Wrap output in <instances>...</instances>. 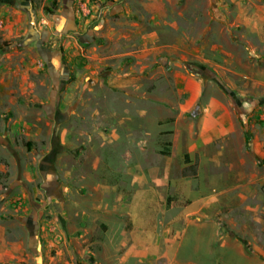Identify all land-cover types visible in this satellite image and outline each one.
I'll return each mask as SVG.
<instances>
[{
  "label": "rangeland",
  "instance_id": "rangeland-1",
  "mask_svg": "<svg viewBox=\"0 0 264 264\" xmlns=\"http://www.w3.org/2000/svg\"><path fill=\"white\" fill-rule=\"evenodd\" d=\"M176 71L196 77L203 98L224 97L244 129L260 181L212 220L254 259L245 264H264V0H0V264H95V246L78 242L74 227L77 205L99 203L93 187L124 167V146L112 150L107 139L110 103L174 101ZM114 76H131L132 87H115ZM132 120L134 133L135 111ZM160 140L168 150L169 138ZM197 174L182 171L189 181ZM84 178L91 186L78 184ZM134 194L121 221L146 225L151 213L156 221ZM185 205L160 216L168 224ZM218 247L207 264L230 255ZM151 263L167 260L129 264Z\"/></svg>",
  "mask_w": 264,
  "mask_h": 264
},
{
  "label": "crops",
  "instance_id": "crops-1",
  "mask_svg": "<svg viewBox=\"0 0 264 264\" xmlns=\"http://www.w3.org/2000/svg\"><path fill=\"white\" fill-rule=\"evenodd\" d=\"M172 80L174 101L166 105L143 99L135 110L132 98L110 103L113 108L108 117L114 127L107 139L115 146L112 150L124 146V167L117 179L102 180L93 187L102 195L99 203L77 205L74 227L78 242L95 246V253L90 251L95 264H129L131 258L154 262L162 257L166 264H207L214 258V244L231 252L224 257V264L234 259L236 264L254 261L245 257L237 240L219 236V225L212 220L217 206L239 207L246 197L242 191L260 181L251 171L254 163L246 149L249 144L244 129L224 97H202L196 77L176 71ZM113 82L120 89L133 85L131 76L124 80L114 76ZM201 100L200 112L193 119L190 114ZM116 102L122 103L118 104L121 108ZM132 111L141 120V128L134 133L129 129ZM163 137L169 138L168 150L158 145L164 142L160 140ZM158 150L169 154L162 156ZM189 167L197 168L196 181L182 177ZM87 180L77 181L91 186ZM134 189L140 194L141 208L157 211L156 221L153 213L148 214L146 225L127 226L121 221V216L131 215ZM106 195L109 203L104 202ZM182 203L186 205L177 220L166 224L161 212L166 207H182ZM66 224L73 230L72 223ZM172 245L174 254L168 252ZM121 250L123 254H119Z\"/></svg>",
  "mask_w": 264,
  "mask_h": 264
},
{
  "label": "trees",
  "instance_id": "trees-1",
  "mask_svg": "<svg viewBox=\"0 0 264 264\" xmlns=\"http://www.w3.org/2000/svg\"><path fill=\"white\" fill-rule=\"evenodd\" d=\"M198 107H199V105L196 104L193 112L190 114L191 117H195L197 115ZM161 154L164 155V156H167L169 153L168 152H161Z\"/></svg>",
  "mask_w": 264,
  "mask_h": 264
},
{
  "label": "water",
  "instance_id": "water-1",
  "mask_svg": "<svg viewBox=\"0 0 264 264\" xmlns=\"http://www.w3.org/2000/svg\"><path fill=\"white\" fill-rule=\"evenodd\" d=\"M29 14H30V23H31L32 26H34L35 25L34 24V15H33V13L31 12L30 9H29Z\"/></svg>",
  "mask_w": 264,
  "mask_h": 264
}]
</instances>
